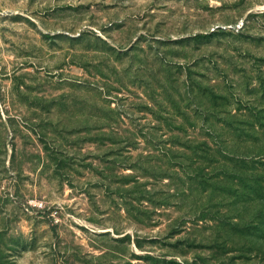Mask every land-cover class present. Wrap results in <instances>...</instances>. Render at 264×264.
Here are the masks:
<instances>
[{
    "label": "rangeland",
    "instance_id": "374dc122",
    "mask_svg": "<svg viewBox=\"0 0 264 264\" xmlns=\"http://www.w3.org/2000/svg\"><path fill=\"white\" fill-rule=\"evenodd\" d=\"M253 176L264 0H0V264H264Z\"/></svg>",
    "mask_w": 264,
    "mask_h": 264
},
{
    "label": "trees",
    "instance_id": "16d2710c",
    "mask_svg": "<svg viewBox=\"0 0 264 264\" xmlns=\"http://www.w3.org/2000/svg\"><path fill=\"white\" fill-rule=\"evenodd\" d=\"M212 36V33L210 34ZM202 38H207L206 36H202ZM261 176H253L250 179L246 178L247 181L251 182V188H250V194L249 195H255L256 196H261L262 198L264 197V180L260 178ZM244 182L243 180H241ZM259 228V227H258ZM261 231L263 230V227H261ZM260 229V228H259Z\"/></svg>",
    "mask_w": 264,
    "mask_h": 264
}]
</instances>
